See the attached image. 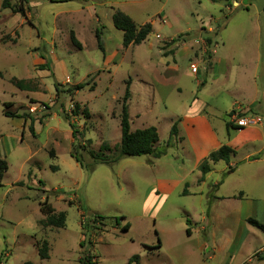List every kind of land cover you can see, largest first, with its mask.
Here are the masks:
<instances>
[{"label": "rangeland", "instance_id": "374dc122", "mask_svg": "<svg viewBox=\"0 0 264 264\" xmlns=\"http://www.w3.org/2000/svg\"><path fill=\"white\" fill-rule=\"evenodd\" d=\"M2 2L0 159L7 170L0 179V264H82L84 256L91 264H264L262 231L247 223L250 233L240 241L235 230L210 224L206 215L252 206L251 218L264 220V182L256 187L259 201L214 200L209 182L220 179L224 163L214 164L209 179L199 183L205 152L187 135L203 134L198 111L204 109L223 138L230 96L222 89L242 103L256 76L264 90V43L256 67L255 44L246 38L258 35L259 26L264 34V0H10L7 9ZM19 6L22 14L15 12ZM117 11L138 27L151 25L140 45L123 48V34L112 24ZM213 50L225 66L210 67ZM12 78L24 80L29 90L14 87ZM128 82L130 130L154 127L162 155L100 164L91 153L117 156ZM77 84L86 85L71 94ZM6 103L12 106L6 109ZM3 111L32 122L4 117ZM103 145L108 149L100 151ZM236 185L231 178L225 192ZM42 204L65 213L64 228L44 223ZM205 241L208 249L201 252ZM43 242L47 259L38 253Z\"/></svg>", "mask_w": 264, "mask_h": 264}, {"label": "crops", "instance_id": "0c3cea01", "mask_svg": "<svg viewBox=\"0 0 264 264\" xmlns=\"http://www.w3.org/2000/svg\"><path fill=\"white\" fill-rule=\"evenodd\" d=\"M261 30L262 28L259 26L258 35L254 37H246L248 41H251L253 44H255L257 56L258 49L260 50V44L264 43V34L262 35ZM215 55L216 52L213 50L210 67L211 64V68L213 69L221 67V65L225 66V59L215 58ZM254 64L256 67L260 64L259 56L257 58L255 56ZM218 78L219 77H214L213 82L218 81ZM255 78L256 76L252 78L253 87L251 90L247 89L249 94L247 99H243L242 103L231 98V94L228 92V90H221L222 92H227L230 96V100H228L229 103L227 111L225 112L223 119L224 126L227 121L226 115L234 109L242 113H249V111L258 113L259 111L257 110H261L264 116V90H260L257 83L255 82ZM236 105L240 107L236 108ZM200 121L206 126L203 134H187L190 139L198 141L200 148H202V150L205 152L198 164L201 160L206 158L210 152L217 150L222 145H227L235 151V154L230 158L229 163H224V166L221 169H218L217 173L221 175L220 179H214L213 181L209 182L213 186V195H211V198L217 201L233 200L241 202L247 199L259 201L260 198H262V191L256 190V187L258 186L259 189L263 186L264 182V180H261L264 178V126L261 125L251 129L243 128L242 130L229 129V131L226 130L225 126V134H223V138L219 139L215 134L213 124L211 123L212 121L209 120V115L206 111H204V109L198 111V122ZM179 135L182 136V134ZM211 168L212 171L205 177L204 181H207L210 177V174L214 171V164L211 165ZM233 177L236 178V181L239 184L236 186L238 187L229 190L230 192H225V186L227 182ZM206 215L210 224L214 223L216 226L222 225L226 226V229L235 230V235H237L238 238H240L244 232L247 234L250 233L246 220L252 217V206H249L246 209L242 208L241 211H227L222 216H219L216 212H207ZM204 221V218H202L201 222ZM260 222L264 223V220L261 219ZM205 230L206 228L200 227V231ZM189 234H191L190 230ZM241 238L240 241L242 240ZM208 246L209 242H203L200 248L201 252L207 250ZM232 246L233 244L231 245V248ZM211 257V255L208 256V258ZM261 260L264 261V259ZM248 261L250 262L251 259H248Z\"/></svg>", "mask_w": 264, "mask_h": 264}, {"label": "trees", "instance_id": "16d2710c", "mask_svg": "<svg viewBox=\"0 0 264 264\" xmlns=\"http://www.w3.org/2000/svg\"><path fill=\"white\" fill-rule=\"evenodd\" d=\"M10 0H3L2 2V8L7 9L11 8L10 5ZM215 2V0H211ZM19 2L26 3V0H19ZM65 2V1H64ZM16 13H23L22 7L19 6L16 10ZM112 24L115 29L119 30L123 34L122 38V46L123 48H127L131 45H140L143 41L146 40L147 36L151 32V25L150 24H145L140 27L136 26L134 22L131 20L130 17H128L126 14L117 11L112 15ZM95 38H96V43L97 47L100 51H103V48L100 43V32L97 30L95 32ZM70 40L72 45L77 48L81 49L80 43L76 40L74 37L73 33L70 35ZM207 42H209L207 40ZM47 69L50 71L48 66H38L39 70ZM1 76V74H0ZM10 83L16 87L17 89L21 91H28L29 86L26 84L24 80H18L16 78H12L10 80ZM58 84H55V90L56 93L59 92L57 88ZM86 84H77L72 88L69 92L72 94L75 91H79L85 87ZM92 90V89H91ZM130 92H129V82L127 83L126 89L124 96L122 98V105H121V112L119 115V126H120V141L117 146V156L110 158V159H105L101 158L103 156H99L98 154L94 155L91 153V156L96 159V161H100V164H105V165H113L115 164L120 157L122 156H127V157H140V156H151L153 158H159L162 153L159 151H156V144L158 143V134L157 131L154 127H148L145 129L141 130H136V131H131L130 130V123H129V116H128V106H127V101L129 99ZM11 103H6L4 104V107L7 109L11 107ZM77 105H75V108ZM74 116H77V112H73ZM251 114H255L252 111H249ZM3 116L10 118V119H22L23 121L30 120L32 122V118L28 115L25 114H18V113H13L9 111H3ZM86 115H88L86 113ZM231 115V112L227 114V116ZM257 115V114H255ZM65 120H68L67 117H65ZM69 127L72 130L71 136L73 138L76 137V132L74 130V126L72 123H68ZM226 130L229 131V129H234V130H242V127L234 126L229 123L225 124ZM29 130L32 133L33 129L32 126H29ZM177 133V127L174 124L171 127V136L176 135ZM107 146L103 145L100 147V151L102 150H107ZM235 154V151L231 149L227 145H222L219 147L217 150L212 151L208 154V156L200 163L198 166V170L200 171V177L198 179V182L201 183L204 181L205 176L211 172V166L212 164H216L218 162H223L225 164H228L230 161V158ZM70 156L75 160V162L83 168V164L80 160V158L75 154V153H70ZM105 157V156H104ZM7 170V165L4 160L0 159V179L2 178L3 174ZM93 167L89 169L88 171H92ZM40 213L45 216L44 223L47 226L55 227L58 229H62L65 227V220L66 216L65 213L60 212V213H55L53 208H51L49 205L42 204L39 208ZM99 220H102L104 218H98ZM246 222L259 229L264 233V225L259 223L258 221L254 219H247ZM130 228L129 223L125 224L122 231H128ZM186 233L189 235V230H186ZM80 247L82 248V243L79 244ZM160 243L157 244L155 248H159ZM38 253L41 259H47L48 258V253H47V243L43 242L38 249ZM82 264H91L90 259L87 256H84L83 258L80 259ZM30 264V263H27Z\"/></svg>", "mask_w": 264, "mask_h": 264}, {"label": "built area", "instance_id": "2783aa9c", "mask_svg": "<svg viewBox=\"0 0 264 264\" xmlns=\"http://www.w3.org/2000/svg\"><path fill=\"white\" fill-rule=\"evenodd\" d=\"M159 38V36H157ZM197 69L193 67L191 69L192 73H196ZM228 121L238 127L246 128V127H257L261 126L264 123V117L259 115L251 114V113H242L237 110H232L231 115L228 116ZM264 251V250H261Z\"/></svg>", "mask_w": 264, "mask_h": 264}]
</instances>
